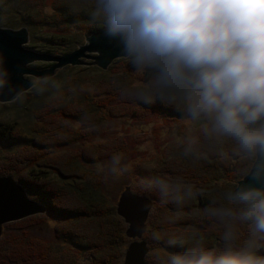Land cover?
Listing matches in <instances>:
<instances>
[{
    "label": "rangeland",
    "instance_id": "obj_1",
    "mask_svg": "<svg viewBox=\"0 0 264 264\" xmlns=\"http://www.w3.org/2000/svg\"><path fill=\"white\" fill-rule=\"evenodd\" d=\"M72 31L81 34L77 49L88 34L76 27ZM49 46L42 51L53 48ZM82 60L93 64V59ZM44 64L32 67L43 69ZM144 70L124 57L107 70L69 65L49 79L32 77L33 88L13 102H0V176H13L42 204H47L42 197L49 193L50 202L59 198L56 206L60 203L74 210L78 201L62 187L72 179L60 180L56 168L64 174H83L90 183L99 179L102 196L115 210L121 193L131 186L135 193L153 200L143 236L150 247L148 256L166 254L167 258L182 251L178 245L192 246V241L213 233V227L199 231L183 220L209 214L221 205L233 206L228 192L238 186L237 163L246 152L232 155L234 140L206 134L205 122L158 106L155 96L160 91L154 80L143 78ZM73 85L90 96L84 100L92 105L83 114L84 105L79 108L72 103L77 93L71 91ZM203 197L216 208L205 206ZM97 229L100 226L90 220L66 222L52 212L8 223L0 237V264H89L94 245L100 243V234L93 233ZM126 229L127 240H120L121 264L132 241ZM248 238L245 224L243 243ZM171 240L177 243L170 244ZM41 251L46 259L39 257Z\"/></svg>",
    "mask_w": 264,
    "mask_h": 264
},
{
    "label": "clouds",
    "instance_id": "obj_2",
    "mask_svg": "<svg viewBox=\"0 0 264 264\" xmlns=\"http://www.w3.org/2000/svg\"><path fill=\"white\" fill-rule=\"evenodd\" d=\"M94 5L106 37L137 67L153 72L158 91L205 122L206 134L234 140L247 153H264V0ZM228 200L232 207L213 214L246 223L249 238L235 244L230 228L222 248L197 245L169 253L166 264H264V183L243 185Z\"/></svg>",
    "mask_w": 264,
    "mask_h": 264
},
{
    "label": "trees",
    "instance_id": "obj_3",
    "mask_svg": "<svg viewBox=\"0 0 264 264\" xmlns=\"http://www.w3.org/2000/svg\"><path fill=\"white\" fill-rule=\"evenodd\" d=\"M49 5H51L50 9L47 8ZM94 10V0H0V25L12 29L26 27L30 32L29 48L42 51L44 49L46 50V47L50 44L51 46L49 47H53V50L42 51V53L64 55L76 49L82 39L81 34L78 35L72 31L73 28H78L81 33L87 32L88 35L104 29L105 25L102 19L93 16ZM54 29L56 31L52 32ZM52 64L53 63L45 62L42 67L46 69ZM143 78L146 81H152L154 80V74L150 69H145ZM71 91L73 93L77 91L73 96L74 99L72 103H75V106L79 108H81L80 106L82 104L84 105L81 108L82 114L88 111L89 109L86 108L87 105L91 106L92 104L91 102L86 103L85 101L90 97L87 91L81 88L77 89L74 85ZM155 98L157 99L158 106L162 109H168L180 117L189 116L178 101L169 99L166 94L159 92L156 94ZM12 129L13 128H11V131ZM14 129H16V127H14ZM2 134L4 133L2 132ZM234 147L235 152L232 155L237 156L238 152L236 151L245 153L236 142L234 143ZM255 160V154L246 152L244 157L238 161L237 171L240 174V180L250 172ZM56 169L61 172L60 180L72 179L65 181L62 187L66 191L72 192L78 201V205L76 210L68 208L60 203L56 206L55 203L61 200L56 198L54 202H50L51 195L47 193L48 197H42L47 202V204H45L47 206V212H52L60 216L66 222L76 223L83 221V219H87L88 221H92L93 224H98L100 229L93 231V233L100 234V243L94 245L96 251L91 255L89 264H121L123 251L120 247V240L122 242L127 240L125 237L126 226L122 221L123 219L118 216L116 210L109 206L108 202L102 196L101 191L103 186L99 182L100 180H93L94 182L90 183L86 181L87 179L82 177L85 176L83 174H64L62 169ZM200 193L202 194L201 191ZM57 199L58 201H56ZM203 204L208 208L212 206L216 208V205H212V201H210L208 197L204 198ZM219 207L221 208L224 206L221 205ZM212 212L214 211H211L209 214L201 215L200 217H194L189 221H186V219L183 220L184 224H193L199 231L210 230L212 227L214 229L211 235L208 234L201 237V234H199L198 237H201V241L197 243L192 241V246L201 245L206 248H209V246L212 248H222L226 243L223 239V234L230 228L236 233L234 243L237 245L243 244V226L246 223L244 224L239 221L235 222L229 218L222 219ZM192 246L178 245L177 247L185 250ZM38 254L39 257L46 259L44 252L41 251L38 252ZM166 256L165 254L164 257H154L150 254L147 264H166ZM46 262L47 261H44V263Z\"/></svg>",
    "mask_w": 264,
    "mask_h": 264
},
{
    "label": "water",
    "instance_id": "obj_4",
    "mask_svg": "<svg viewBox=\"0 0 264 264\" xmlns=\"http://www.w3.org/2000/svg\"><path fill=\"white\" fill-rule=\"evenodd\" d=\"M86 37V43L77 49L64 55H52L28 47L30 32L26 27L12 29L0 25V82L4 85L0 87V102L17 100L36 85L34 79H49L57 70L69 65H97L107 70L114 60L126 57L118 43L106 37L104 29ZM92 52L96 55L90 54ZM83 58L93 59V64H86ZM37 62L53 64L46 69L32 67ZM259 183H264V153L256 154L250 172L233 191L243 185ZM152 208V198L135 193L131 186H127L121 193L116 211L127 226V237L132 239L123 264H147L150 247L143 236L148 228ZM46 212L47 206L31 198L13 176H0V237L8 223Z\"/></svg>",
    "mask_w": 264,
    "mask_h": 264
}]
</instances>
